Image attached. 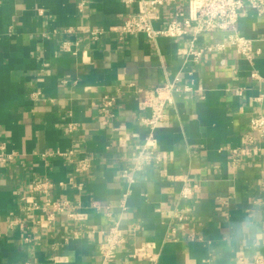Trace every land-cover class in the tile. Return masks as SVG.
<instances>
[{
    "label": "crops",
    "instance_id": "0c3cea01",
    "mask_svg": "<svg viewBox=\"0 0 264 264\" xmlns=\"http://www.w3.org/2000/svg\"><path fill=\"white\" fill-rule=\"evenodd\" d=\"M133 9L0 0V264H264V136L249 125L264 114V13L238 22L258 50L249 61L233 47L196 59L190 35L121 38L112 27ZM166 83L178 91L152 131L158 157L133 172L151 134L145 91ZM35 180L54 186L34 193ZM116 223L123 241L105 257Z\"/></svg>",
    "mask_w": 264,
    "mask_h": 264
},
{
    "label": "built area",
    "instance_id": "2783aa9c",
    "mask_svg": "<svg viewBox=\"0 0 264 264\" xmlns=\"http://www.w3.org/2000/svg\"><path fill=\"white\" fill-rule=\"evenodd\" d=\"M125 4L135 7L130 11L123 22L112 27V30L120 33L121 38L128 35L144 34L151 41L156 42L158 37L180 38L191 36V45L188 53L197 59L207 50L217 49L224 51L233 47L235 51L249 61L254 59L258 50L254 48V40L246 37L238 30V22L248 8L254 9L259 14L264 13V0H122ZM167 8L166 12L161 9ZM167 15L165 25L157 28L155 23ZM225 31V38L215 40L207 46H197L200 34L204 32ZM100 29H93L92 34L97 36ZM255 75V74H254ZM178 91L175 83H166L154 90L145 91L143 107L151 110V114L144 118L150 127L151 134L147 145L132 154V171H139L147 162L156 159L157 153L151 149L155 141L152 131L166 118L165 109L168 103H172L174 93ZM115 101L114 96H104L103 109L109 110ZM250 129L264 136V114L259 113L250 118ZM256 137L247 135V143L253 145ZM258 151L256 146L243 147L240 152L245 156H251ZM238 152V150H235ZM77 171L87 172L90 169V158L82 157L78 160ZM124 176L132 179L128 170H124ZM48 180H35L32 185L34 193L48 195L53 188ZM193 193L192 187H186L182 194L188 197ZM55 207L60 205L54 203ZM123 241L122 229L119 224L111 227L105 241L101 244V251L105 257H113L114 251Z\"/></svg>",
    "mask_w": 264,
    "mask_h": 264
}]
</instances>
